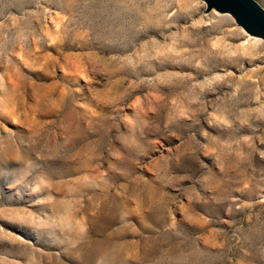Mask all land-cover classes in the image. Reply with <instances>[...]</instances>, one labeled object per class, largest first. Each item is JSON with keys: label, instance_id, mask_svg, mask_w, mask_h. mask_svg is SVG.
<instances>
[{"label": "rangeland", "instance_id": "rangeland-1", "mask_svg": "<svg viewBox=\"0 0 264 264\" xmlns=\"http://www.w3.org/2000/svg\"><path fill=\"white\" fill-rule=\"evenodd\" d=\"M241 22L0 0V264H264V38Z\"/></svg>", "mask_w": 264, "mask_h": 264}, {"label": "bare ground", "instance_id": "bare-ground-1", "mask_svg": "<svg viewBox=\"0 0 264 264\" xmlns=\"http://www.w3.org/2000/svg\"><path fill=\"white\" fill-rule=\"evenodd\" d=\"M245 2H248V0H244ZM252 1V0H251ZM218 11H220V13H231L232 15H234V17L236 18V20H239L241 21L242 20V25L243 27L245 28V30L250 34V35H255V36H259V37H263L264 38V31H262V28H259L255 25H246L245 21L246 19L245 18H242L244 17V14L243 13H239L237 11H234V10H219L217 9ZM255 15L253 17V20H259L260 22H262V25L264 26V14L259 12L257 9H255L254 11ZM252 18V17H251ZM244 20V21H243Z\"/></svg>", "mask_w": 264, "mask_h": 264}, {"label": "water", "instance_id": "water-1", "mask_svg": "<svg viewBox=\"0 0 264 264\" xmlns=\"http://www.w3.org/2000/svg\"><path fill=\"white\" fill-rule=\"evenodd\" d=\"M207 2L209 6H215L217 9H220V10L230 9V10L237 11L241 14L240 10L242 9V7H243V10L245 8H246L245 10H247V7H249L248 4H250V2H253V1L248 0V2H245L244 0H207Z\"/></svg>", "mask_w": 264, "mask_h": 264}]
</instances>
